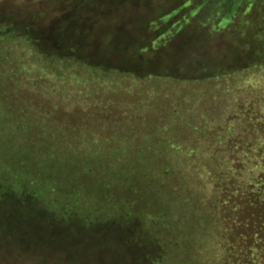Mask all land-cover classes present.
<instances>
[{"label":"rangeland","instance_id":"1","mask_svg":"<svg viewBox=\"0 0 264 264\" xmlns=\"http://www.w3.org/2000/svg\"><path fill=\"white\" fill-rule=\"evenodd\" d=\"M110 2L0 0V264H149L141 220L165 250L154 264H245L233 234L264 232V66L203 81L145 76L133 42L155 13L137 7L119 29ZM180 45L149 63L195 61ZM76 157L124 159L141 175L99 197L117 220H81L98 203L85 181L100 189L106 173L65 178Z\"/></svg>","mask_w":264,"mask_h":264},{"label":"trees","instance_id":"2","mask_svg":"<svg viewBox=\"0 0 264 264\" xmlns=\"http://www.w3.org/2000/svg\"><path fill=\"white\" fill-rule=\"evenodd\" d=\"M111 1V6L108 7V10L112 8L110 9V16H114L115 19H117L115 27L119 29L128 25V18L132 20L138 18L137 16L131 17V14L137 7L142 8H138L140 12L155 13V15L146 17L148 19L144 18L145 22L140 25L143 30V36L141 39L133 42L135 44L136 53L141 55L142 58H146V60L139 61V63L132 66H150L151 71L144 74L145 76L164 75L179 80L203 81L254 66H264V0ZM135 3L138 5H135ZM100 4V8H104L105 5L103 6L102 2ZM1 22L0 20V27L3 25ZM21 31L27 36H31L30 27H23ZM11 32L15 34L19 31L13 30ZM108 40L109 39H106L103 44H106ZM176 43H180L181 45L179 47L192 55L193 57L191 56L190 58L195 61L178 62L179 65L174 71L169 70L170 63L167 61L162 64L166 66L165 69L161 71L155 70L154 65L149 63L150 58L155 57L154 55L158 52H163L162 54L164 57L168 59V55H172L173 52L171 53V51L175 49L174 44ZM127 45L131 44L129 43ZM221 45L223 46L220 48ZM204 58H206V60H203ZM98 66L100 67V65ZM118 71L139 73V71L132 70L131 68L127 70L118 68ZM87 157L83 158V160H79V158L76 157L68 166L66 165L65 178L71 177L70 174L66 176L68 173L66 169L69 171L80 169V171L82 170L86 173L88 179L91 177L92 180L99 174L97 170H101L102 168L101 172L102 174L103 171L106 173L104 175L106 178H103L102 184L100 185L104 187H100V189L88 188L90 181H85V186L87 188L84 192L87 197L92 198V203L95 196L98 201L102 193L105 192L106 196H104V198L102 197V199H107L109 194L113 195L115 192L120 193V187L129 183L131 184L133 178H135L133 180L134 182L137 178H142L141 175L139 177H133L131 175L132 168L124 159L93 160ZM153 164L154 163H151V161L141 163V165L145 166L144 168H146V171ZM17 177L18 176H14L16 179ZM22 179L24 180L23 177ZM107 181L112 183L109 185ZM2 185L0 182V188H2ZM108 185L113 187L112 191H110ZM6 186L10 187L9 183H7ZM80 192L81 191L78 192V190H76V199H74V197L72 198V200H75L73 201V204H75L74 207H72L73 211L80 212L77 208L80 205L75 203L78 201L80 202L79 199L82 195ZM117 198V201H120L118 203L120 208L117 209V212H120V214L122 212L124 213L126 201L124 198ZM251 202H253L251 204L256 206L254 201ZM99 203L100 201L90 207L88 211H84V214H80L82 217L81 220H83L85 225L87 224V226H90L92 224H98L99 222H97V220L99 215V219L103 218L102 220L106 218V220L110 218L112 220H117L113 215H108L113 212L112 209H107L103 202ZM111 208L114 209L115 207ZM113 214L116 215L119 213ZM121 216L125 215L121 214L120 217ZM255 217V220L259 221L260 216ZM118 220L127 222L119 218ZM100 222L102 223V221ZM130 223L131 222H129V225ZM138 226V234L147 237L146 240L148 241L147 244L149 247L145 244V248L147 249L146 258H148L149 264H154L155 260L164 256V247L159 244L156 231L152 225H149L147 221L141 220V224ZM239 234H233V239L236 242L233 241L232 245L234 249L237 247L239 250L242 249L238 252L240 254L243 253L242 256L247 260L245 264H264V240L259 241V239H256L257 236L264 235L262 227L259 229L258 226L252 225L251 232L247 231L245 234L244 232H240ZM233 248L231 247L230 252L234 250ZM232 255L236 257L238 253L236 254V252H233Z\"/></svg>","mask_w":264,"mask_h":264}]
</instances>
